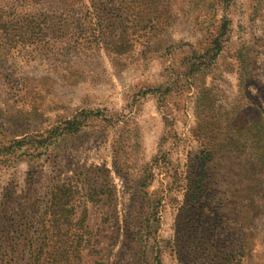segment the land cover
I'll list each match as a JSON object with an SVG mask.
<instances>
[{
	"label": "rangeland",
	"instance_id": "obj_1",
	"mask_svg": "<svg viewBox=\"0 0 264 264\" xmlns=\"http://www.w3.org/2000/svg\"><path fill=\"white\" fill-rule=\"evenodd\" d=\"M1 145L0 261L264 264V0H0Z\"/></svg>",
	"mask_w": 264,
	"mask_h": 264
},
{
	"label": "trees",
	"instance_id": "obj_2",
	"mask_svg": "<svg viewBox=\"0 0 264 264\" xmlns=\"http://www.w3.org/2000/svg\"><path fill=\"white\" fill-rule=\"evenodd\" d=\"M218 37H219V34L214 39L215 42H214V44H212L210 46V49H214L215 48ZM2 148L3 149H8V147L1 145L0 149H2ZM201 184H202V177L200 176L197 180L194 181V189H195V191H197V190H199L201 188V186H202ZM195 191H194V194L196 195L197 193ZM76 246H77V244H76ZM76 246H73L74 250H72V251L74 252L75 260H79L81 252L79 250H77ZM47 247H49L48 244H45L44 242L43 243H39V245L37 247V250L33 252L32 259H30L28 264H50V262L53 264V260L56 257L54 255V253L58 254L60 256L62 255V257H64V255H66L68 253V251H66V249H62V251L60 252V248L58 247V245H55V244L51 246L52 252L46 251L45 249ZM44 252H46V254H47L45 256V258L43 256ZM0 264H14V263H12L11 260L10 261L1 260Z\"/></svg>",
	"mask_w": 264,
	"mask_h": 264
}]
</instances>
